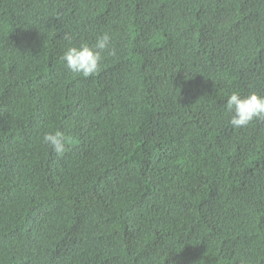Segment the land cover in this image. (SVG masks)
<instances>
[{
    "label": "trees",
    "instance_id": "1",
    "mask_svg": "<svg viewBox=\"0 0 264 264\" xmlns=\"http://www.w3.org/2000/svg\"><path fill=\"white\" fill-rule=\"evenodd\" d=\"M104 33L95 76L63 66ZM233 91L264 96V0H0V264H264Z\"/></svg>",
    "mask_w": 264,
    "mask_h": 264
},
{
    "label": "clouds",
    "instance_id": "2",
    "mask_svg": "<svg viewBox=\"0 0 264 264\" xmlns=\"http://www.w3.org/2000/svg\"><path fill=\"white\" fill-rule=\"evenodd\" d=\"M110 44L111 37L104 33L97 38L94 45L68 47L60 59L69 72L89 78L98 73L103 58L102 52L108 51L109 55H115V49L111 48ZM225 110L230 113L228 123L233 128L246 127L254 120L264 119V96L254 91L248 95L233 91L226 100ZM42 141L58 156H63L67 151V139L61 131L46 132Z\"/></svg>",
    "mask_w": 264,
    "mask_h": 264
}]
</instances>
